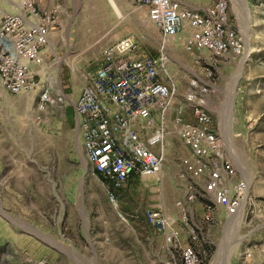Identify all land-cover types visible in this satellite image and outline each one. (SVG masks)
Here are the masks:
<instances>
[{
    "label": "rangeland",
    "instance_id": "1",
    "mask_svg": "<svg viewBox=\"0 0 264 264\" xmlns=\"http://www.w3.org/2000/svg\"><path fill=\"white\" fill-rule=\"evenodd\" d=\"M113 2L62 0L54 48L46 50L41 72L61 102L38 109L35 93L0 88V264H180L179 248L142 213L154 207L179 216L175 202L188 178L180 157L189 153L171 120L189 78H205L208 54L183 48L187 31L166 42L177 95L161 180L131 179L115 190V206L107 195L111 184L85 158L72 102L106 46L132 35L131 57L156 56L161 35L144 7ZM228 14L243 53L208 66V107L237 176L250 184L249 199L237 214L215 209L211 218L201 208L205 200H197L181 223L180 242L194 247L203 264H264V0H230ZM143 136L159 149L151 128Z\"/></svg>",
    "mask_w": 264,
    "mask_h": 264
},
{
    "label": "built area",
    "instance_id": "2",
    "mask_svg": "<svg viewBox=\"0 0 264 264\" xmlns=\"http://www.w3.org/2000/svg\"><path fill=\"white\" fill-rule=\"evenodd\" d=\"M132 3L144 7L147 20L159 30V53L131 57L137 48L132 35L102 50L97 69L86 76L72 102L78 136L91 170L111 184L107 195L115 206V190L124 188L131 179L155 176L161 180L164 137L177 95L176 80L167 68L166 42L187 31L183 48L189 53L205 50L208 57L203 62L208 72L205 78H189L183 102L171 120L189 153L180 157L188 178L181 198L175 202L179 216L154 207H145L142 214L170 246L179 248L180 264H203L194 247L180 242L181 223L192 204L205 200L202 210L211 218L215 209L237 214L249 199L250 184L237 176L208 107V66L241 55L243 42L230 23V0H212L201 10L182 5L180 0ZM61 4L62 0H20L19 11L0 13V85L12 94L35 93L38 109L63 100L62 95L52 94L51 85L41 75L49 33L59 23ZM185 108L190 111V121L184 119ZM145 128H151L159 139L157 151L143 136ZM118 215L126 220L120 212Z\"/></svg>",
    "mask_w": 264,
    "mask_h": 264
},
{
    "label": "crops",
    "instance_id": "3",
    "mask_svg": "<svg viewBox=\"0 0 264 264\" xmlns=\"http://www.w3.org/2000/svg\"><path fill=\"white\" fill-rule=\"evenodd\" d=\"M211 1L212 0H180V3L182 5H185V6L194 8V9L201 10V9L205 8ZM19 2H20V0H14V1H11V0H0V13H15V12L19 11ZM56 33H57L56 29L52 30L49 33V37H48V47H49V49H51V47L54 48L53 45L55 43V34ZM168 41H169V39H168ZM49 53H50V50H49ZM0 88H2L1 85H0ZM4 91H6V90H4ZM6 92H8V91H6ZM184 119L188 120V121L191 120L190 111L188 113V118H184ZM201 208H202V206H201Z\"/></svg>",
    "mask_w": 264,
    "mask_h": 264
},
{
    "label": "bare ground",
    "instance_id": "4",
    "mask_svg": "<svg viewBox=\"0 0 264 264\" xmlns=\"http://www.w3.org/2000/svg\"><path fill=\"white\" fill-rule=\"evenodd\" d=\"M110 1V3L114 6V2H113V0H109ZM241 4V3H240ZM115 8H116V6H115ZM246 13V12H245ZM249 184V183H248Z\"/></svg>",
    "mask_w": 264,
    "mask_h": 264
}]
</instances>
